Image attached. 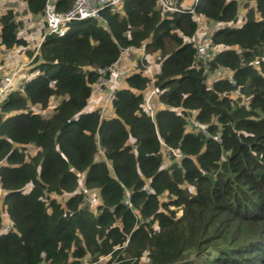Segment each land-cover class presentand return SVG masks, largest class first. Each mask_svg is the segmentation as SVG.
Listing matches in <instances>:
<instances>
[{
    "label": "trees",
    "instance_id": "16d2710c",
    "mask_svg": "<svg viewBox=\"0 0 264 264\" xmlns=\"http://www.w3.org/2000/svg\"><path fill=\"white\" fill-rule=\"evenodd\" d=\"M24 1L42 15L45 0ZM176 6L105 5L29 53L34 75L0 100V264H264V0ZM196 17L219 24L212 59L196 54ZM0 26V46L26 45L13 10ZM130 48L157 56L158 71L139 64L113 89L109 116L84 111L100 71ZM52 97L49 116L33 111Z\"/></svg>",
    "mask_w": 264,
    "mask_h": 264
},
{
    "label": "built area",
    "instance_id": "2783aa9c",
    "mask_svg": "<svg viewBox=\"0 0 264 264\" xmlns=\"http://www.w3.org/2000/svg\"><path fill=\"white\" fill-rule=\"evenodd\" d=\"M55 1L56 0H45L44 7H43V12L42 16L44 18V23L46 27L45 34H56L57 36H62L67 30V25L69 22L74 21V20H81L85 19L88 17H97L98 12L100 9H102L105 5H116L119 4L122 0H73L72 7L65 11H57L55 9ZM194 4H196L197 0H193ZM160 3L162 7L170 12L173 11H183L182 9L178 8L176 6L177 0H169L168 2H165L164 0H160ZM188 12H193V8H187ZM200 17H196L197 23L200 22ZM199 24V23H198ZM197 51L196 54L198 57H203L205 59H212L213 53L211 51H215V47H212L208 45L207 40H202L201 42L197 43ZM254 65L259 64V60L255 59L253 61ZM221 75L222 77H228L229 81L233 82L230 78L229 72L225 69H219L216 71ZM105 73H108L110 76V80L112 82H115L119 78V73L116 70L115 64L107 67L105 69H102L100 71V74L103 76ZM19 75V70L14 69L10 72H8L6 75H2L0 77V100L9 92L11 91L14 87H17L20 85L23 81L19 82V79L17 80V76ZM101 78V77H100ZM99 78V79H100ZM17 82H19L17 84ZM17 84V85H16ZM16 85V86H15ZM151 91L146 94L144 93V110L147 112L149 116L153 115V107H150V102L153 98L156 97V100L158 99V94H159V89L157 87H151ZM114 87L112 90H110V93L108 94L107 99H111L112 97V92H113ZM100 115L105 114V111L101 109L99 111ZM193 114L191 117V121L193 125L196 126V123L192 120ZM213 139L216 141H219V138L217 136H214ZM128 196V193L126 194ZM95 199V197H92ZM91 199L90 202L93 200ZM125 204L130 206L131 204L129 203V200H125Z\"/></svg>",
    "mask_w": 264,
    "mask_h": 264
},
{
    "label": "crops",
    "instance_id": "0c3cea01",
    "mask_svg": "<svg viewBox=\"0 0 264 264\" xmlns=\"http://www.w3.org/2000/svg\"><path fill=\"white\" fill-rule=\"evenodd\" d=\"M181 4H182V7L185 9L191 7L190 6L191 5L190 0H181ZM252 5H253V2L250 1L249 6H252ZM8 9H11L14 11L15 19L19 23L18 29L20 28L21 31H23L27 35V37L21 35V33H20L21 31L18 30L17 36L19 38L23 39L26 42V45L25 46L18 45V46H14L10 49H7L8 51L12 52V54H11L12 60L10 58L8 61H3L0 63V71L3 70L2 71L3 74H5L6 72H10L14 69H17L18 66L21 65L20 64L21 60L27 59L30 56L29 50L31 47L29 46V42L35 41L37 44H39V43H41V41L45 35V31H44L45 29H43L44 25H45L43 16L41 14H31L27 10V6H26V3L24 0H0V15ZM245 12H246V9L241 8L238 19H241ZM218 25L219 24H217V23H212V22L207 23L206 21H203V24H201V28L203 26H205L206 27L205 32H206V34H208V36L205 38V40H208L210 32L213 31L214 29H216L218 27ZM229 25H233V24H229ZM234 25H239V24L235 23ZM39 27H40V31H39ZM208 30L210 31L209 33H208ZM197 33H198V31L196 32L194 39H195V37H197ZM31 34H35L34 37H31ZM37 44H36V46H37ZM32 46H34V43ZM2 47H4V46H0V48H2ZM142 50H143L142 48L127 49V51L130 52L131 54L130 55L126 54L124 57H122L123 53H121L120 58L115 63V65L117 67V71L119 73V78L113 83H117V85H118L117 87H126L125 78H126L127 74L129 73L128 69L126 68L127 63L129 62V65L131 66V64L135 62V61L130 62L132 60V58H131L132 53L142 52ZM6 68H7V71H5ZM24 70L27 71V69H24ZM157 71H158V68H155V71L153 73H156ZM34 73L35 72H33L31 75L28 76L27 74L20 72V76L19 77L17 76V80L18 79L19 80H22V79L25 80L27 78H30V76L34 75ZM93 92H94V88L92 85L91 86V95H90V98L87 102V105H86L84 111H90L93 109H97L95 104L97 103L98 99L93 95ZM156 104H158L157 100H156ZM111 113H112V111L109 110L107 115L109 116Z\"/></svg>",
    "mask_w": 264,
    "mask_h": 264
},
{
    "label": "rangeland",
    "instance_id": "374dc122",
    "mask_svg": "<svg viewBox=\"0 0 264 264\" xmlns=\"http://www.w3.org/2000/svg\"><path fill=\"white\" fill-rule=\"evenodd\" d=\"M190 3H191L190 6H192L194 4V1L193 0H190ZM181 6H182V4H181ZM198 23H199V27H198V30H197L198 33H197V37H195L194 40L197 41V42H201V40H204L208 36V34H206V32H205V30H206L205 29L206 28L205 26H203L201 28V24H203V19L202 18L200 19V22H198ZM240 23H241V19H239L236 24H240ZM43 29H45L44 31H46L45 25H44V28ZM18 30L21 31L20 28ZM39 31H40V27H39ZM209 32L210 31L208 30V33ZM20 33H21V35L27 37V35L23 31H21ZM34 35L35 34H31V37H34ZM33 43H34V46L35 47L32 46ZM36 44L37 43L35 41H32V42L30 41L29 42V46L31 47L30 50H29V52L32 53L33 56L36 54L40 43L37 44V46H36ZM121 53H123L122 54V57H124L126 54H129V55L131 54L130 52L127 51V49L123 50ZM11 54H12V52L11 51H8L4 47L0 48V63L3 62V61H8L10 58L12 60ZM33 56H29L27 59H22L21 60V62H20L21 65L18 66V68L16 67L19 70L18 77L20 76V72L21 73H25L28 76L33 73V72H29V69L31 68V61L33 59ZM120 56H121V54H120ZM120 56H119V58H120ZM131 58H132V60L130 62H132V61H135V62L132 63L131 66L129 65V62L127 63L126 68L129 71V73L127 74V76H129V74L131 75L132 73H134L135 70L136 71L139 70L138 69V65L140 64L143 67V70H144L143 73H144V75H147L148 77L151 78L154 75L153 72L155 71V68H158V66H159L158 65V62H157V56H155L154 54H146L145 55L144 52H143V50H142V52L132 53ZM24 69H27V71H25ZM116 70H117V67H116ZM2 71H0V77L2 75H4ZM5 71H7V68H6ZM7 73L8 72H6L5 75ZM211 79L212 78H210L209 80L211 81ZM22 80H19V82H21ZM110 81H111L110 80V76H108L107 78L105 76L103 78V76H102L98 80V82L93 85V88H94L93 95L98 99V101L95 104V106L99 110L101 109V112H102V110L105 111V114H103V116H107V114H108V112L110 110L109 105H110L111 99L110 98L107 99L108 98V94L110 93V90H112L113 87L114 88H117V86H118L117 83H113L112 81H111L112 82L111 83ZM19 82H17V84ZM151 87H149V89L146 91V94L151 91V89H152ZM15 88H17V87H14L13 89H15ZM59 100H60V98L52 97L50 99V102H49V105H48L47 109L41 110L38 106H33V111L40 113L43 117H47V116H49L52 113L54 106L59 102ZM149 102H150V107H153V109H154L155 104H156V97L153 98L151 101L149 100ZM26 152L29 155L30 154L32 155L35 152V147L33 145H28L26 147ZM165 155L168 157L167 153ZM100 156H101V152L99 151V153L96 156V158L97 159H100ZM82 183H83L82 182V178H79V187L82 186ZM92 197H95V193H94V191H91L90 190V191H88L84 195V201H85V203L86 204L88 203L89 205H95L96 204V199H93ZM57 198L62 201V198L61 197H57ZM91 199H93V200L90 202ZM0 215H1V218H2V223H3V226H4V230H6V229L9 228V221H8L7 214L4 211V208L2 210L0 208Z\"/></svg>",
    "mask_w": 264,
    "mask_h": 264
}]
</instances>
